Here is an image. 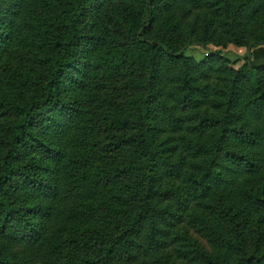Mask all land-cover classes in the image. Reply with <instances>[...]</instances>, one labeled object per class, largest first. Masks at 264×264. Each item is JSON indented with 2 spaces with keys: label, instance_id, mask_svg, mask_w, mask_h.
<instances>
[{
  "label": "trees",
  "instance_id": "1",
  "mask_svg": "<svg viewBox=\"0 0 264 264\" xmlns=\"http://www.w3.org/2000/svg\"><path fill=\"white\" fill-rule=\"evenodd\" d=\"M263 6L0 0V264H264Z\"/></svg>",
  "mask_w": 264,
  "mask_h": 264
},
{
  "label": "rangeland",
  "instance_id": "2",
  "mask_svg": "<svg viewBox=\"0 0 264 264\" xmlns=\"http://www.w3.org/2000/svg\"><path fill=\"white\" fill-rule=\"evenodd\" d=\"M203 14V11L197 13V17H200L201 15ZM191 15H196V12H192ZM190 15V18L188 20H192L193 18L191 17ZM262 19H264V6L262 7L261 9V12H259L257 15L254 16V18L251 20L250 24H249V29H253V31H257L258 30V27H259V24L260 22L262 21ZM247 37V36H245ZM221 47H217V46H214V45H210V49L212 50H216V49H219ZM222 49V48H221ZM227 51H230L232 53H236V54H243L246 50H245V47L244 46H236L234 44H228L227 45ZM210 50L208 48H204V47H201V46H197V45H192V46H189L188 48H186L184 50V55L186 56H190V57H193L197 60H200L202 58H204L208 52ZM227 56L230 58V60H234L235 56L232 55V54H227ZM7 59V60H6ZM8 59H10V57H8V55L6 54L5 51H2L0 53V65H3V66H6L5 69L7 71V68L11 67V66H16L14 64V61H8ZM241 65V63L237 62L235 64H233V68H237ZM262 174H254L252 175V177H257L259 179H257L256 181H261V176ZM252 177H249V180L252 179ZM237 187V185H236Z\"/></svg>",
  "mask_w": 264,
  "mask_h": 264
}]
</instances>
